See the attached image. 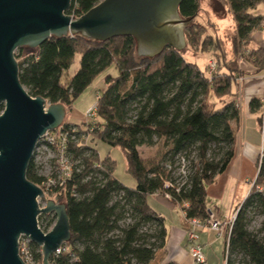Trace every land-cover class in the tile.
Here are the masks:
<instances>
[{
  "label": "trees",
  "instance_id": "obj_1",
  "mask_svg": "<svg viewBox=\"0 0 264 264\" xmlns=\"http://www.w3.org/2000/svg\"><path fill=\"white\" fill-rule=\"evenodd\" d=\"M101 1L71 0L66 15L79 18ZM215 2L233 19L231 42L217 33L213 22H206L208 27L194 23L200 0H181L179 18L190 20L182 50L166 48L153 58L141 57L132 37L98 42L79 34L51 37L36 52L18 49L19 80L28 94L66 110L101 73L111 66L118 72L103 78L94 125L64 123L59 128L68 134L64 157L70 177L46 192L45 178L33 160L27 168L26 179L62 202L68 217L66 251L51 257L49 264H151L167 237L164 219L147 203L151 195L178 205L186 220L208 216L207 187L234 157L240 121L234 87L243 75L240 62L264 73V49L249 47L253 32L264 26V16L252 11L264 0ZM193 48L209 53L205 68L188 61ZM76 56L79 67L68 76ZM210 60L216 64L211 74ZM263 107L264 99L249 104L250 112L258 113V126ZM3 110L0 105V114ZM92 141L123 153L132 185L115 177V161L109 153L101 156ZM157 143L162 144L158 157L144 158L139 152ZM233 214L223 232H228L225 264H264V153L248 194ZM55 222L54 214L40 218L46 231ZM32 250L42 263L40 248L32 244Z\"/></svg>",
  "mask_w": 264,
  "mask_h": 264
},
{
  "label": "water",
  "instance_id": "obj_2",
  "mask_svg": "<svg viewBox=\"0 0 264 264\" xmlns=\"http://www.w3.org/2000/svg\"><path fill=\"white\" fill-rule=\"evenodd\" d=\"M181 0H102L79 18L66 15L71 0H0V264H24L18 239L28 237L42 250V264L70 241L63 205L45 202L43 190L26 179L27 168L43 136L59 129L66 109L32 98L21 85L14 53L37 49L51 37L82 35L105 42L132 37L141 57L160 55L166 48L185 47L179 18ZM40 214L56 216L52 230L43 234Z\"/></svg>",
  "mask_w": 264,
  "mask_h": 264
},
{
  "label": "crops",
  "instance_id": "obj_3",
  "mask_svg": "<svg viewBox=\"0 0 264 264\" xmlns=\"http://www.w3.org/2000/svg\"><path fill=\"white\" fill-rule=\"evenodd\" d=\"M207 9L212 10V13L215 15L217 14L219 19H224L225 17H229L230 21L232 22L233 28V19L229 13H222L220 8L217 9L213 6H207ZM202 11V10H201ZM219 14H223L219 17ZM259 15L264 16V13L260 12ZM208 16V15H207ZM206 22H214L210 17H207ZM218 30L220 27L216 24ZM229 26L225 24L223 27ZM253 41L257 42L256 47H252ZM251 49L262 48L264 49V26L261 27L259 30L253 32L251 42L249 44ZM241 67V62H240ZM243 71V70H242ZM247 74V75H245ZM240 79V78H239ZM242 82H238L236 80V85L234 87V92L238 95V105H239V113H240V121L237 127V140H236V147L234 152L233 160L231 161L230 165L228 166L227 170L218 175L215 178V181L212 185L207 187V198H206V206H207V199L210 196H214L218 198L220 203L223 202V198L225 196L226 190L228 188L230 181H247L249 180V185L255 179L257 174V162L260 158L259 152L261 147V136L259 131V126L257 122L258 113L253 114L250 112L249 104L252 99H264V73H257L254 68L250 71L244 72L241 77ZM244 85V94H245V101L243 103V107L241 105L242 95L240 90ZM244 111V112H243ZM247 119L249 123L245 128H243L242 124L243 121ZM254 122H253V121ZM237 186H239V182H237ZM250 190V189H249ZM249 190L246 192L244 198L248 194ZM213 193V194H211ZM154 196V195H153ZM156 199L160 200L163 199L167 203V209H170L168 215H164L161 212H158L154 209L150 203L147 201L149 206L152 210L158 213L163 219L164 224L168 222V228L166 229L167 237H166V244L163 251L159 252L154 261L151 264H182V262L188 261L189 258L187 254H185V247H186V233L188 229V225L184 216L182 209L178 206L173 204L169 201V199L160 196L158 194L155 195ZM161 201V200H160ZM232 205L228 211H230ZM235 209V208H234ZM211 208L207 206V212H211L215 219L218 221L226 222L230 217L227 215V211H225V217L223 218L222 215H219V210H216V213H213ZM174 212L179 215V221L175 219ZM167 218V219H166ZM168 220H172L170 223ZM177 221V222H176ZM166 228V227H165ZM228 232L226 233H216L211 230H203L199 232V243L203 247V254L205 258V264H211L212 261L218 260L222 253L223 257L225 255V247L227 241ZM222 241V243H221ZM223 245V249L221 250L220 244ZM187 251V250H186ZM224 259V258H223ZM191 264V261H188ZM225 264V261H224Z\"/></svg>",
  "mask_w": 264,
  "mask_h": 264
},
{
  "label": "rangeland",
  "instance_id": "obj_4",
  "mask_svg": "<svg viewBox=\"0 0 264 264\" xmlns=\"http://www.w3.org/2000/svg\"><path fill=\"white\" fill-rule=\"evenodd\" d=\"M201 1V12L200 14L194 19V23H199L202 24L206 27V21H207V17L209 16L210 19H212L214 22H216V24L220 27V30L217 31L218 34H220V36L224 39H228V42H231V35H232V22L230 21L229 17H225L224 19H219L217 14L215 15L214 13H212L211 8L207 9V6H213L214 8L217 7L218 9V5L216 4L215 0H200ZM255 14L258 13H264V5L260 4L256 7L255 10L252 11ZM224 13V12H222ZM208 15V16H207ZM219 17L222 16L223 14H219ZM225 24L229 25L226 27H223ZM184 30V28H183ZM209 43V42H207ZM259 44V43H258ZM256 41H253L252 43V47H256L257 45ZM228 45V43H227ZM260 45V44H259ZM231 46V45H229ZM206 47H210V44H207ZM185 48V47H184ZM183 48V49H184ZM24 51L22 52L23 54H27L28 52H36L37 49H28V48H24ZM193 51L190 52L187 55V59L188 61L192 62V63H196L197 65H199L201 68H205L207 65V61L209 60L210 56L208 55L209 53H206L205 55H202V52H197L195 50V48L192 49ZM19 54H21L18 50L15 51L14 53V57L18 56ZM18 62V60H17ZM79 67V57L76 56L70 69L68 70V76H72L76 70ZM241 68L244 72L250 71L253 67L252 65H250L248 62H246L245 60L241 61ZM209 70V69H208ZM106 75H111L112 77H116L118 75L117 70L111 66L110 68H108L105 72L101 73L99 76H97V78L93 81V83L91 84V86H89L87 88V90L77 99V101L73 104L72 108L70 110H66V115L64 118V121L62 123V125L64 123H75V124H79L82 125L86 124V113L89 109H91L93 106L96 105L97 102V98L100 96V94L102 93L103 89H104V82H103V78ZM247 75V74H245ZM264 83V81H263ZM25 89V88H24ZM25 91L27 92V89H25ZM241 95H242V101L240 102L242 107L244 106L243 103L245 101V94H244V85L242 87V89L240 90ZM28 93V92H27ZM49 106V104H47V107ZM244 112V111H243ZM253 121V120H252ZM254 122V121H253ZM249 123L247 122V119L243 121V128H245ZM260 133V132H259ZM92 143L97 146V150L99 152V154L101 156H105L106 154H110V157L115 161V177L121 181L122 183H124L125 185H132V177L130 176V174H128L127 170H126V159L123 155V153L117 149V148H110L102 143H99L97 141H92ZM44 146L42 145L39 149L40 154H42V161L44 163L47 164L48 168H51V170L49 171V169L43 170L41 169V166L43 167L44 164H42L41 166L37 167V165L35 164V166L38 169L39 175L42 177L45 176H49V174H51L52 172L56 171V167H57V163H56V158H55V154H47L46 152L44 153ZM161 149H162V144L161 143H157V145L153 146V147H141L139 149V152L141 153V155L144 158H152V157H158V155L161 153ZM261 150V147H260ZM261 155V152H259V156ZM46 168V167H45ZM250 180V179H249ZM249 180L247 181H230L228 188L226 190L225 196L223 198V202L220 203V201H218V198H215L214 196H210L207 199V206L213 210H211L213 213H216V210H219V215H222V217L224 218L225 216V211H227V215L230 216L233 214V210L235 207H237L238 204H240L243 200H244V196L246 194V192L250 189V185ZM237 182H239V186H237ZM213 194V193H211ZM45 202H41L39 205V207H46V203L48 201H52L54 202L56 205H63L62 202L55 200L54 197L49 196V194H47L45 192ZM156 195V194H155ZM155 195H151L147 197V201L150 203V205L156 209L158 212H161L164 215H168L170 212V209H167V203L163 200V199H156ZM232 205V208L230 211H228L230 209ZM174 217L177 221H179V215L177 213L174 212ZM226 218V217H225ZM167 219V218H166ZM170 223L172 222V220H168ZM176 221V222H177ZM258 222L259 220H257L254 223V226L257 227L258 226ZM168 222H165V227L166 229L169 227L168 226ZM222 243V241H221ZM220 244V243H219ZM221 250L223 249V245H221ZM185 254H187V257L189 258V260L191 261V264H194V261L192 260V258L190 257V255L188 254V252L185 249ZM223 255L221 253L220 258L218 257V260L216 261H212L211 264H224V259H223ZM188 260V261H189ZM188 261H183L182 264H189ZM154 264V263H153Z\"/></svg>",
  "mask_w": 264,
  "mask_h": 264
},
{
  "label": "built area",
  "instance_id": "obj_5",
  "mask_svg": "<svg viewBox=\"0 0 264 264\" xmlns=\"http://www.w3.org/2000/svg\"><path fill=\"white\" fill-rule=\"evenodd\" d=\"M71 17L74 18L73 16ZM215 68H216L215 62L210 60L208 62L209 74H211L215 70ZM237 81L242 82V79L238 78ZM96 117H97L96 106H93L86 113V116H85L86 122L94 125V120L96 119ZM259 131H260L261 140H262L260 156H262V154L264 153V107H263L262 114H260ZM67 140H68V134L61 131L60 129H57L56 131L46 133L43 136V138L40 140L38 147L34 151L32 160L37 165V167L44 164L43 167L41 166V169L43 170L49 169L50 171L51 168H48L47 164L42 161V158H41L42 154H40L39 152V149L42 145L45 147L44 153L46 152L47 154H50V155L55 154L54 155L55 158L56 159L58 158V161H56V163L58 164L56 167L57 170L49 174V176L47 175L44 177L45 182L43 183V186L46 192L47 191L52 192L56 188V186L62 184L61 180H64L70 177V168L64 157ZM54 147L57 149L56 153L53 151ZM182 173H184L183 168H182ZM40 203L41 201L38 199V205ZM43 208L45 207H39V209H43ZM52 215L53 214L49 216H52ZM207 215L208 216L203 219L195 218L191 220H186L188 229L186 233L187 240H186L185 248L188 254L190 255V257L192 258V260L194 261V264H205L203 247L199 243V232L208 229V230H211V231H214L220 234L224 232L225 227L230 225V223L234 220V216H235L234 214H232L230 221L222 222V221L216 220L214 215L211 212H209ZM42 216H44V214H40L38 216L37 225H38L39 230L45 235L52 230L55 224L52 225L47 231L44 230V227L40 223V218ZM65 244L66 243L62 244L51 257L58 256L62 252L66 251V249L62 248ZM40 252L42 254L41 248H40ZM18 254L24 264H42L41 262L35 259V256L32 250V243L28 237L20 236V238L18 239Z\"/></svg>",
  "mask_w": 264,
  "mask_h": 264
}]
</instances>
